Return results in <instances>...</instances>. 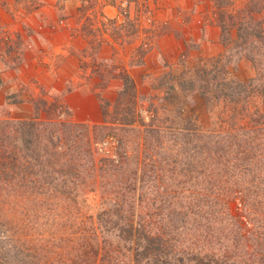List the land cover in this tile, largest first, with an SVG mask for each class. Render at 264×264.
Returning a JSON list of instances; mask_svg holds the SVG:
<instances>
[{"label": "rangeland", "instance_id": "374dc122", "mask_svg": "<svg viewBox=\"0 0 264 264\" xmlns=\"http://www.w3.org/2000/svg\"><path fill=\"white\" fill-rule=\"evenodd\" d=\"M15 8L19 26L0 24V251L9 247L17 264H133L128 224L141 213L154 218L151 201L130 190L133 178L146 175L148 197L181 187L185 157L207 158L196 152L199 138L206 146L210 132L245 125V109L264 112V0H129L122 22L96 0H20ZM247 14L259 24L246 37ZM69 17L84 27L86 51L64 43ZM129 73L135 89L127 87ZM239 96L242 102L231 101ZM27 119L40 122L36 151L46 161L34 167L38 173H9L6 161L25 145ZM263 151H246L248 163L235 172L238 201L263 191ZM237 206L241 225L264 222L260 208ZM102 210H117L116 227L103 229ZM198 217L188 231L196 222L205 227ZM19 227L17 237H5ZM256 238L238 234L239 250L255 248ZM248 250L242 254L250 259L256 251Z\"/></svg>", "mask_w": 264, "mask_h": 264}, {"label": "trees", "instance_id": "16d2710c", "mask_svg": "<svg viewBox=\"0 0 264 264\" xmlns=\"http://www.w3.org/2000/svg\"><path fill=\"white\" fill-rule=\"evenodd\" d=\"M243 12L242 15H244ZM248 12L253 14L250 10ZM247 17L251 18L248 14ZM255 21V17H252L247 25L243 23L244 21L241 22V35L242 32L244 34L246 29L253 31L259 24V22ZM254 23L257 24L255 25ZM251 34V31L245 32L244 36L247 37ZM130 83L135 89L134 81L129 73L126 81L127 87ZM242 91H244V98H246L249 90L243 88ZM231 101L239 103L240 101L242 102V98L240 96L239 99L238 97H233ZM228 111L231 112V118L237 114V112H232V107ZM239 111L243 115L245 112L247 113V116L245 115L247 123L241 126L239 130L210 132L207 138H210L212 142L206 143V146L205 137L199 138L200 140L203 139V143L196 152L200 154L203 150L208 151L207 158L203 161L195 160V158L187 161L185 157L181 169L184 177L182 178L183 180L179 181V183L182 182L183 184L181 187L178 184L179 187L177 189L163 188L159 192H152L151 196L148 197L143 192L145 190L142 189L146 182V175L141 174L133 178L134 188L130 190L138 191L137 199L139 202H144L145 199L151 201L150 203H152L153 207L151 217H154L149 221L146 213H141L140 221L134 222L132 220L128 224L126 238L131 242L130 246H133L135 250L133 264H253L251 258L253 260L256 259L259 264H264V240H260L264 238V230L258 228L264 226L262 224L264 222L256 226L253 224L249 228H247V224L241 225L239 216L242 215L240 214L242 208L237 206L239 202L245 201L246 204H250V209L253 208L256 211L257 208H260L264 213V188L262 192L260 189L258 191L253 189L252 192L250 191L251 193L249 191L245 192L244 198L241 197L242 200L240 201H238L237 197L238 192L232 191V189H237V186L234 187L232 180L235 172L239 169L240 163L242 162V170L243 166L249 161L246 151H253L254 154V152L257 153V150H264V112L260 110L248 112L246 109L244 110L245 112L243 110ZM23 123L26 124L24 132L26 131L25 133L28 134H25L27 135L25 145L22 148L15 146L17 150L12 149L10 151V156H8L11 158L6 161V164L12 167L8 171L11 173L13 170H23L22 167H25L33 173H38L40 170L34 172V167L37 164L41 166L46 161L42 159L40 151H36V149H39L38 143L42 136L39 132L40 122L37 119H27ZM3 144L4 142L2 141ZM18 151H21L22 155L19 156ZM110 157H113L112 152ZM262 157L264 165V153ZM111 160L114 161L113 158ZM111 160L110 162L113 163ZM172 168H175V165ZM205 172L206 174L203 176L202 174ZM46 182L49 183L48 179ZM253 183L257 187L259 186V182L254 181ZM191 186L194 188L192 189ZM117 197V200L120 201L122 194L119 193ZM198 216L205 218V227H201L202 224L196 222L194 223L195 230L188 231V221L193 219V223ZM99 219L103 229L106 231L109 227L108 224L116 227L119 221L118 212L117 210L115 212L113 210H102ZM20 230L22 229H7L4 231V235L7 238H13L20 234ZM209 233L210 238L207 239ZM238 234L243 236L250 234L253 239L257 237L255 241L258 240L259 244H255L256 249L252 247V243L248 245L246 242L248 246L245 245L239 250L238 242L236 241ZM248 248L256 251L254 253L257 258L254 254L249 256L250 259L242 254L249 251ZM5 249L0 251V264H17V262H13L14 258L12 259L9 256L13 252L9 247L8 250ZM5 257L6 260L3 259ZM23 260V264H41L40 261H31L29 263V260L25 258ZM101 261L102 258L99 257L98 262ZM83 262L81 260L79 263L83 264Z\"/></svg>", "mask_w": 264, "mask_h": 264}, {"label": "crops", "instance_id": "0c3cea01", "mask_svg": "<svg viewBox=\"0 0 264 264\" xmlns=\"http://www.w3.org/2000/svg\"><path fill=\"white\" fill-rule=\"evenodd\" d=\"M29 1L30 0H28V2ZM19 2L20 0H0V22H1L0 24L3 25L6 23L7 25L11 26L12 31L14 30V27L17 28L19 26L18 23H15V20L19 18V13H20V11L15 8V3L18 4ZM33 15H34V12H33ZM47 17L49 18V16ZM63 27H64L63 32L67 35V37L64 40V43L68 45L71 42L77 43L80 45L82 49L81 51L83 50L86 51V49L89 47V44H88V40L85 37L86 32L84 30V27H81L78 24H77V27L73 26V24H71L70 17L67 19L66 25H63ZM40 28L42 29L43 27L41 26ZM218 28H219L218 26L215 28L217 36H218ZM37 32L39 33V35L43 36L42 32L45 33V30L40 31L38 29ZM218 40H219V37L215 39V42L213 44L218 46ZM75 49L78 50L76 47ZM144 58L145 59H144L143 65L144 63H147L146 57ZM128 71L131 72L130 68H128Z\"/></svg>", "mask_w": 264, "mask_h": 264}, {"label": "built area", "instance_id": "2783aa9c", "mask_svg": "<svg viewBox=\"0 0 264 264\" xmlns=\"http://www.w3.org/2000/svg\"><path fill=\"white\" fill-rule=\"evenodd\" d=\"M104 8L111 7L116 11L117 21L125 19L129 13V0H96Z\"/></svg>", "mask_w": 264, "mask_h": 264}]
</instances>
